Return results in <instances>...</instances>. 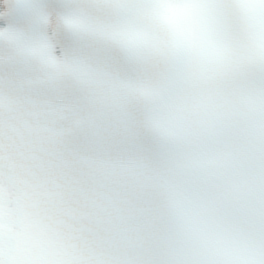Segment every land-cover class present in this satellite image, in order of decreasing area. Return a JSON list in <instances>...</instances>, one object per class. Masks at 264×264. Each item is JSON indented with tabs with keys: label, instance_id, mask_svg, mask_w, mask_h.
<instances>
[{
	"label": "snow or ice",
	"instance_id": "snow-or-ice-1",
	"mask_svg": "<svg viewBox=\"0 0 264 264\" xmlns=\"http://www.w3.org/2000/svg\"><path fill=\"white\" fill-rule=\"evenodd\" d=\"M0 264H264V0H0Z\"/></svg>",
	"mask_w": 264,
	"mask_h": 264
}]
</instances>
